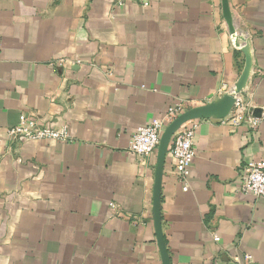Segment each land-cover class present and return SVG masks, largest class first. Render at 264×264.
<instances>
[{"label":"crops","instance_id":"obj_1","mask_svg":"<svg viewBox=\"0 0 264 264\" xmlns=\"http://www.w3.org/2000/svg\"><path fill=\"white\" fill-rule=\"evenodd\" d=\"M227 8L225 18L221 0H0V264H162L155 159L129 140L170 106L232 93L244 46L240 95L264 108V0ZM22 113L66 125L69 140H11ZM228 114L187 121V188L166 154L170 264H264V199L240 189L246 160L264 162V119L252 131L221 123Z\"/></svg>","mask_w":264,"mask_h":264},{"label":"built area","instance_id":"obj_2","mask_svg":"<svg viewBox=\"0 0 264 264\" xmlns=\"http://www.w3.org/2000/svg\"><path fill=\"white\" fill-rule=\"evenodd\" d=\"M63 62V59H59L52 61L51 64L61 65ZM255 108L240 93H234V101L229 114L220 122L234 126L244 125L253 131L264 119V108L262 110L259 108L260 113L254 114ZM186 109L180 104L170 106L164 115L152 119L145 125L138 126L130 137L128 151L140 159H155L159 138L165 125ZM186 123L187 121L173 133L167 151L172 159L173 172L183 183L184 188H187V179L190 175L193 158L196 155L193 142L195 126ZM7 134L11 140L19 141L25 139L66 141L70 138L66 125L57 127L40 124L33 117H28L24 113L20 114L17 124L7 128ZM240 189L245 193L264 199V162L256 161L253 158L246 160L242 166ZM110 205L114 212L118 211L116 204L111 203ZM213 237L217 238L216 233H213Z\"/></svg>","mask_w":264,"mask_h":264},{"label":"water","instance_id":"obj_3","mask_svg":"<svg viewBox=\"0 0 264 264\" xmlns=\"http://www.w3.org/2000/svg\"><path fill=\"white\" fill-rule=\"evenodd\" d=\"M223 15L228 18V8L227 0H221ZM229 20V19H228ZM245 54V65L243 71L235 84V88L232 93H227L222 96V98L217 103L202 104L187 108L183 112L179 113L172 121L165 125L157 145L154 163V183L152 189V212H153V222L156 232V239L158 242L162 264H170L168 251L166 248L164 236L162 233L161 226V185H162V175L163 168L166 159V154L168 151V145L171 140L173 133L176 129L185 123L186 121L203 118V117H222L226 115L233 104L234 93H240L244 87L249 70H250V57L248 55V49L246 46L242 47ZM260 109H255L254 114H259Z\"/></svg>","mask_w":264,"mask_h":264}]
</instances>
